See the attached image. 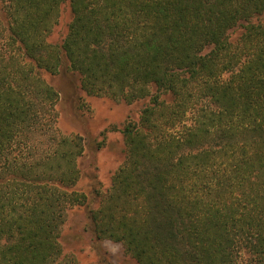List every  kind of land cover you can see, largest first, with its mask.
<instances>
[{"label":"trees","instance_id":"16d2710c","mask_svg":"<svg viewBox=\"0 0 264 264\" xmlns=\"http://www.w3.org/2000/svg\"><path fill=\"white\" fill-rule=\"evenodd\" d=\"M63 65L88 96L145 102L94 191L97 240L136 264H264V0H0V264H75L85 142L44 77Z\"/></svg>","mask_w":264,"mask_h":264},{"label":"rangeland","instance_id":"374dc122","mask_svg":"<svg viewBox=\"0 0 264 264\" xmlns=\"http://www.w3.org/2000/svg\"><path fill=\"white\" fill-rule=\"evenodd\" d=\"M70 19L69 6L63 5L50 42L63 41ZM44 77L60 92L56 105L59 132L80 135L85 142V152L79 160L82 176L77 190L89 200L86 206L68 211L61 237L64 255L75 264H136L121 244L94 237L89 229V216L90 210L98 207L95 189L105 192L111 185L112 175L124 161L123 125L129 119L138 120L145 102L126 104L88 96L80 89L78 75L69 72L65 65L58 75L44 73Z\"/></svg>","mask_w":264,"mask_h":264}]
</instances>
